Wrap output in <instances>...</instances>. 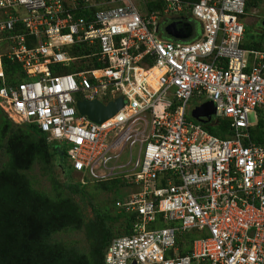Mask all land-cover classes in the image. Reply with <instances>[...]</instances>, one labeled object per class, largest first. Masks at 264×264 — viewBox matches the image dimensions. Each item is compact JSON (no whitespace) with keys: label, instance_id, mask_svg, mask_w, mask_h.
<instances>
[{"label":"built area","instance_id":"1","mask_svg":"<svg viewBox=\"0 0 264 264\" xmlns=\"http://www.w3.org/2000/svg\"><path fill=\"white\" fill-rule=\"evenodd\" d=\"M259 1L0 0V78L3 55L21 66L0 109L66 147L82 183L139 189L117 202L137 217L105 264H264V144L250 132L264 110V41L245 48L243 22ZM192 21L201 35L161 38L162 26ZM83 44L90 54L69 51ZM70 64L84 68L53 70ZM80 95L125 105L96 124L79 114ZM195 96L231 122L230 137L188 119Z\"/></svg>","mask_w":264,"mask_h":264},{"label":"trees","instance_id":"2","mask_svg":"<svg viewBox=\"0 0 264 264\" xmlns=\"http://www.w3.org/2000/svg\"><path fill=\"white\" fill-rule=\"evenodd\" d=\"M155 5L151 4L152 8ZM259 46V42L244 45L245 48ZM69 51L77 57L90 54L84 44L74 46ZM2 67L5 78H0V87L5 82L13 83L15 75L21 72V66L8 60L5 55L2 56ZM83 68L70 64L65 67L56 65L53 70L73 73ZM82 98V95L78 96V99ZM258 113V123L250 132L254 142L264 144V110ZM0 116V264H105V251L114 239L108 226V221L113 218L107 213L97 212V225L91 228L95 232L94 246L89 254L69 248L56 240L55 236L81 228L83 221L79 206L60 192L53 197L40 191L30 177L29 173L36 163L44 168L50 167L53 155L58 156L60 164H64V147L48 143L46 136L35 126L15 124L1 109ZM230 125L229 120L219 118L202 127L211 135L223 139L233 134ZM4 156V162H1ZM121 181L117 179L102 185L108 190H116L119 183L123 184ZM85 186L82 182L63 185L72 194L82 193ZM136 217V214L123 211L116 214V220L122 218L125 222L121 235L132 233ZM183 238L188 244L184 251L187 252L195 233H187Z\"/></svg>","mask_w":264,"mask_h":264},{"label":"rangeland","instance_id":"3","mask_svg":"<svg viewBox=\"0 0 264 264\" xmlns=\"http://www.w3.org/2000/svg\"><path fill=\"white\" fill-rule=\"evenodd\" d=\"M243 22L246 28V45H250L252 42L260 43L264 41V0L259 1L248 9L247 14L243 18ZM0 39H3L2 34H0ZM0 43V53L3 54L5 44L4 42ZM206 100L202 99L200 102L203 103ZM196 102H198V100L192 99L190 101L188 117L190 115V109L196 105ZM0 121L2 122V116H0ZM12 121L15 124L26 126L25 124L18 122L17 119ZM249 121L253 125H256L257 118L254 114H250ZM50 143L62 146L58 141H51ZM64 150L65 164H60L58 156L53 155L50 167L44 168L42 164L36 163L29 174L34 185L40 191H44L53 197H56L58 192H60L76 202L79 206L80 214L82 215L83 224L81 228L61 232L57 234L55 238L69 248L76 249L84 254H89L91 248L94 246L93 233L95 232L91 228L97 225V212L100 211L107 213V216L113 218L108 221V226L110 227L114 238L117 235H121L124 232L123 227L125 222L122 218L120 220L115 219L116 214L120 213V210L117 207V202L122 201L132 193L138 192L139 189L135 186H128L122 181L123 184L119 183L116 190L106 189L102 184H108L117 180L115 179L116 177H114L103 183L87 180L88 182L82 193H70L63 187V185L81 181L80 174L75 172L70 165L66 147H64ZM4 160L5 156L2 157L1 162H4Z\"/></svg>","mask_w":264,"mask_h":264},{"label":"water","instance_id":"4","mask_svg":"<svg viewBox=\"0 0 264 264\" xmlns=\"http://www.w3.org/2000/svg\"><path fill=\"white\" fill-rule=\"evenodd\" d=\"M161 33L163 34L164 40H189L194 38L190 24L185 25L183 30L181 28L179 29L176 24H167L162 26ZM124 105L125 101L123 97H119L106 105L97 99H82L76 102L79 114L86 116L91 122L96 124H101L114 117ZM196 110L193 112V117L197 121H203L199 119V114ZM213 113H215L214 105Z\"/></svg>","mask_w":264,"mask_h":264},{"label":"crops","instance_id":"5","mask_svg":"<svg viewBox=\"0 0 264 264\" xmlns=\"http://www.w3.org/2000/svg\"><path fill=\"white\" fill-rule=\"evenodd\" d=\"M191 31H192L194 36L201 35L202 30H201L200 23H198L197 21H192ZM160 36L163 39V34L161 32H160ZM252 43H255V42H252ZM192 99L198 100V102H196V105L190 109V115L188 117V119L190 121H192L193 123H195L197 125H201V126L202 125H208L210 123H214L215 121H217L218 118L215 116V113H213V104L211 103V101L208 100V98L195 96ZM202 99H205V100L207 99V100L205 102L201 103L200 101H202ZM195 110L199 114V119H201L203 121H197L193 117V112Z\"/></svg>","mask_w":264,"mask_h":264},{"label":"bare ground","instance_id":"6","mask_svg":"<svg viewBox=\"0 0 264 264\" xmlns=\"http://www.w3.org/2000/svg\"><path fill=\"white\" fill-rule=\"evenodd\" d=\"M156 74V71H153V75H155Z\"/></svg>","mask_w":264,"mask_h":264},{"label":"flooded vegetation","instance_id":"7","mask_svg":"<svg viewBox=\"0 0 264 264\" xmlns=\"http://www.w3.org/2000/svg\"><path fill=\"white\" fill-rule=\"evenodd\" d=\"M64 164H65V160H63Z\"/></svg>","mask_w":264,"mask_h":264}]
</instances>
